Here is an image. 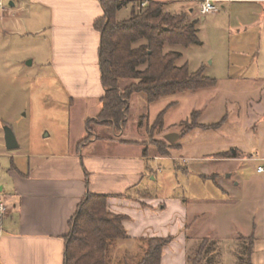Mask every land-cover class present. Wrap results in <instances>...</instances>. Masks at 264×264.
<instances>
[{"label": "rangeland", "instance_id": "1", "mask_svg": "<svg viewBox=\"0 0 264 264\" xmlns=\"http://www.w3.org/2000/svg\"><path fill=\"white\" fill-rule=\"evenodd\" d=\"M10 1L2 0L4 7L9 8ZM156 1L165 3L164 11L178 13V2ZM140 2L123 7L117 20L130 18L132 8L138 11ZM193 7L187 14L197 21L202 43H166L164 51L180 52L179 66L187 64L192 73L202 69L217 84L151 103L145 94H134L121 137L148 141L153 157L146 183L155 198L178 196L188 199L193 208L188 264L196 259V264H264V173L257 171L258 165L264 164L258 160L264 156V29L260 34L259 29L256 37L253 30L230 31L224 8L220 7L218 14L202 15L200 6ZM8 15L0 7V185L8 178L7 169L25 160L21 156L65 150L71 140H78L84 115L86 121L97 117L93 105L88 110L79 104L70 108L55 77L45 9L36 0H20V31L5 35ZM133 82L136 80L126 78L120 85L125 88ZM163 110L164 126H155ZM6 126L14 131L18 148L6 147ZM103 127L92 124L99 134ZM169 134L179 138L171 143ZM210 143L217 144L218 150L238 146L247 158L213 162L208 159ZM161 144L170 145L171 155L160 153L164 150ZM214 172L220 174L224 185L210 178ZM210 197L217 200L216 205H209ZM196 198H201L200 205ZM196 207L204 213L201 221H196ZM117 243L120 241L109 250L110 264H125V260L137 264L142 259L144 243L132 245L126 259Z\"/></svg>", "mask_w": 264, "mask_h": 264}, {"label": "crops", "instance_id": "2", "mask_svg": "<svg viewBox=\"0 0 264 264\" xmlns=\"http://www.w3.org/2000/svg\"><path fill=\"white\" fill-rule=\"evenodd\" d=\"M164 1L178 2L177 11L188 14L194 11V4L199 7L201 3ZM36 2L46 12L49 60L70 108L79 104L88 110L93 105L98 115L105 94L99 67L100 33L94 27L96 19L104 15L101 0ZM215 3L218 11L213 14L224 8L230 31L253 30L255 37L259 29V34L262 33L264 0H216ZM2 11L9 12L4 34L20 31V0H11L10 7ZM86 117L85 114L78 140H71L65 150L33 152L21 156L25 160L7 169L8 178L0 185V194L8 206L6 215L0 219V264H64L69 221L88 191L107 195L109 210L127 217L124 226L128 237L117 243L123 259L131 255L132 245L141 243L143 238L173 236L174 240L163 250L161 264H188L191 258L188 226L193 208L188 199L152 195L146 183L151 171L149 160L153 157L148 141L125 139L121 134L126 129L114 133L112 128L100 125L103 127L100 134L109 136L99 138L94 134L80 145L87 135ZM216 145L210 143L209 147L208 159L213 162L247 158L238 146L218 150ZM167 150L169 154L162 152V155H171L170 146ZM261 158L258 160L262 161ZM210 178L224 185L219 173L214 172ZM194 201L200 205L201 198ZM208 202L214 206L217 200L210 197ZM196 208V221H201L204 213ZM125 264L130 263L125 260Z\"/></svg>", "mask_w": 264, "mask_h": 264}, {"label": "trees", "instance_id": "3", "mask_svg": "<svg viewBox=\"0 0 264 264\" xmlns=\"http://www.w3.org/2000/svg\"><path fill=\"white\" fill-rule=\"evenodd\" d=\"M130 2L101 0L104 15L96 19L94 27L100 33L99 67L105 94L101 98L99 114L86 123L87 135L80 145L94 134L99 138L105 136L92 128L94 122L121 132L127 125L131 98L136 93L145 94L151 103L217 84V80L205 76L202 69L192 73L187 64L179 66L180 52L164 51L166 43L201 44L196 20L190 19L185 12H166L165 3L156 0H149L145 6L140 2L138 11L132 8L130 18L117 20L118 12ZM143 40L145 42L135 46ZM126 78L136 82L122 88L120 81ZM164 114L165 110L158 114L155 126H164ZM169 144H161L163 153L169 154ZM86 176L89 178V173ZM87 182L89 184V179ZM107 199V195L88 191L80 202L69 221L64 264H109L111 246L128 237L124 226L127 217L110 211ZM173 240V236L143 238L145 250L138 264H161L163 250Z\"/></svg>", "mask_w": 264, "mask_h": 264}, {"label": "built area", "instance_id": "4", "mask_svg": "<svg viewBox=\"0 0 264 264\" xmlns=\"http://www.w3.org/2000/svg\"><path fill=\"white\" fill-rule=\"evenodd\" d=\"M141 4L145 6L149 0H140ZM200 3V12L202 15L215 13L218 11V6L216 5V0H199ZM0 7L2 10L4 9L3 2L0 0ZM261 160L264 162V156L261 158ZM257 171L260 173H264V164L259 165L257 167ZM8 211V206L6 205V202L3 200L2 195L0 194V219H2Z\"/></svg>", "mask_w": 264, "mask_h": 264}, {"label": "water", "instance_id": "5", "mask_svg": "<svg viewBox=\"0 0 264 264\" xmlns=\"http://www.w3.org/2000/svg\"><path fill=\"white\" fill-rule=\"evenodd\" d=\"M178 138H179V135L177 134H169L167 136V139L170 142H175ZM5 142H6V147L8 149H15V148H18L19 146L17 139H16V135L14 131L12 130V128L9 126L5 127Z\"/></svg>", "mask_w": 264, "mask_h": 264}]
</instances>
